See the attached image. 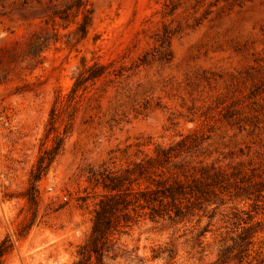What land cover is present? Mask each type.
I'll return each instance as SVG.
<instances>
[{
  "label": "rangeland",
  "instance_id": "1",
  "mask_svg": "<svg viewBox=\"0 0 264 264\" xmlns=\"http://www.w3.org/2000/svg\"><path fill=\"white\" fill-rule=\"evenodd\" d=\"M149 158L212 200L134 210ZM126 169L105 264H264V0H0L1 264H75Z\"/></svg>",
  "mask_w": 264,
  "mask_h": 264
},
{
  "label": "trees",
  "instance_id": "2",
  "mask_svg": "<svg viewBox=\"0 0 264 264\" xmlns=\"http://www.w3.org/2000/svg\"><path fill=\"white\" fill-rule=\"evenodd\" d=\"M163 160L167 161L169 155L166 150H162ZM154 161V163H153ZM156 163V165H155ZM162 161L158 158H149L146 162L136 164V170L139 177L147 183L145 187L140 188L138 197L135 199L137 205L134 210L148 208V214L152 218L157 217H173L184 216L192 210L189 204L201 203L202 200L211 201L214 194L215 186L219 182V176H211L207 173L203 175L204 180L193 177L191 180H183L175 178L168 181L162 177V170L159 166ZM130 169H126L122 174H113L108 172L102 180L104 188L107 190L98 202L95 209L93 226L91 234L87 241L78 250V260L75 264H105L104 259L115 248L113 236L116 232H122L132 219L129 206L132 204L124 196L126 191L122 189V181L128 179ZM161 176V177H159ZM212 179V181H209ZM193 198V199H192ZM200 206V205H199ZM137 214V213H136ZM250 227H245L240 235L242 243L249 237ZM205 231V230H204ZM8 239L2 240L0 243V264L3 262L4 256L9 250ZM239 244L242 246L243 244ZM218 256V261L226 264L224 254Z\"/></svg>",
  "mask_w": 264,
  "mask_h": 264
}]
</instances>
